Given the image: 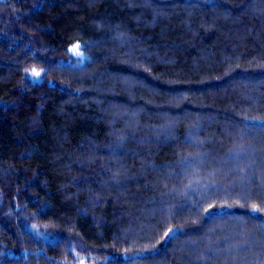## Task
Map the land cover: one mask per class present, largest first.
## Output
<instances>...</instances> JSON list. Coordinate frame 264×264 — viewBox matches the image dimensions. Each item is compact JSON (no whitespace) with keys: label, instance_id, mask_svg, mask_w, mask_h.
Returning <instances> with one entry per match:
<instances>
[{"label":"trees","instance_id":"1","mask_svg":"<svg viewBox=\"0 0 264 264\" xmlns=\"http://www.w3.org/2000/svg\"><path fill=\"white\" fill-rule=\"evenodd\" d=\"M261 121L264 0H0V264H264Z\"/></svg>","mask_w":264,"mask_h":264},{"label":"rangeland","instance_id":"2","mask_svg":"<svg viewBox=\"0 0 264 264\" xmlns=\"http://www.w3.org/2000/svg\"><path fill=\"white\" fill-rule=\"evenodd\" d=\"M77 45V44H76ZM79 52H80V47H79ZM73 53V52H72ZM81 53V52H80ZM74 54V53H73ZM76 55V54H74ZM76 57H79L78 60H76L77 63H81L82 62V58H83V55L81 53V55H76ZM35 69L36 71H39L41 74H42V70L40 69H37V68H32L30 69L27 73L28 77L33 79V80H38V79H41V75L39 78L35 77L32 75V70ZM27 227L37 236V237H41L42 239L44 240H51V238L49 237V234L47 232H45V230L35 224H29L27 225ZM79 257V256H78ZM79 259L81 260L80 264H84V258H80Z\"/></svg>","mask_w":264,"mask_h":264},{"label":"snow or ice","instance_id":"3","mask_svg":"<svg viewBox=\"0 0 264 264\" xmlns=\"http://www.w3.org/2000/svg\"><path fill=\"white\" fill-rule=\"evenodd\" d=\"M70 51H72L74 54L76 55H81V53L79 52V45H74L72 49H70ZM32 75L39 78L41 73L39 71H36L35 69L32 70ZM261 123H264V121H261ZM186 166H191V164L195 163V160H186L185 162ZM252 211L253 212H260V211H264V208H261L259 205L257 204H252L251 205ZM175 230L172 228H169L168 231L164 234L165 237H170L171 234L174 232Z\"/></svg>","mask_w":264,"mask_h":264}]
</instances>
